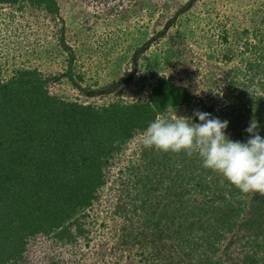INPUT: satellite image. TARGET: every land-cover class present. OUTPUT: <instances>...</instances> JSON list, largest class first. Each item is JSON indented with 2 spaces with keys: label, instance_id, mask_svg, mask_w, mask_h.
Returning a JSON list of instances; mask_svg holds the SVG:
<instances>
[{
  "label": "rangeland",
  "instance_id": "374dc122",
  "mask_svg": "<svg viewBox=\"0 0 264 264\" xmlns=\"http://www.w3.org/2000/svg\"><path fill=\"white\" fill-rule=\"evenodd\" d=\"M56 2V14L0 4V80L38 70L52 94L96 107L149 102L158 81L167 80L193 98L158 116L208 112L228 120L226 134L241 142L255 120L264 137V0ZM144 131L106 159L96 199L70 222L83 217L82 233L72 225L69 241L54 233L31 239L10 264H244L252 254L264 264V196L241 193L209 169L213 174L205 178L197 154L144 148ZM183 179L185 193L176 197L170 187ZM198 183L214 191L220 183L221 198L231 201L212 209L231 210V204L239 210L218 241L205 216L173 220L181 202L210 209L212 196L192 189Z\"/></svg>",
  "mask_w": 264,
  "mask_h": 264
},
{
  "label": "trees",
  "instance_id": "16d2710c",
  "mask_svg": "<svg viewBox=\"0 0 264 264\" xmlns=\"http://www.w3.org/2000/svg\"><path fill=\"white\" fill-rule=\"evenodd\" d=\"M0 4H28L50 14L59 11L56 0H0ZM192 98L184 88L160 80L149 102L96 107L52 94L48 79L38 70H20L11 79L0 80V264L21 258L31 239L54 233L57 240L69 241L74 237L72 225L82 233L83 217L70 222L96 199L105 183L106 159L158 115L178 110ZM259 113L263 115L264 109ZM206 170L205 178L213 174ZM176 183L170 190L176 197L184 195V179ZM219 184L215 191L204 183L192 187L212 196L209 212L205 206L181 202L174 208L173 220L184 224L196 215L205 216L209 228L218 231L216 240L221 239L224 234L218 233L228 230L232 224L228 218L239 210L231 204L227 206L231 210L223 205L211 208L218 201L231 202L221 198L225 191ZM249 263L258 264L256 254L246 257L244 264Z\"/></svg>",
  "mask_w": 264,
  "mask_h": 264
},
{
  "label": "clouds",
  "instance_id": "9594fccd",
  "mask_svg": "<svg viewBox=\"0 0 264 264\" xmlns=\"http://www.w3.org/2000/svg\"><path fill=\"white\" fill-rule=\"evenodd\" d=\"M193 117L199 122L194 123ZM228 125V120L198 109L192 117L157 116L142 133L140 143L164 153L197 154L204 168L223 176L241 193L264 196V137L258 133V123L249 122L246 142L232 140L226 134Z\"/></svg>",
  "mask_w": 264,
  "mask_h": 264
}]
</instances>
